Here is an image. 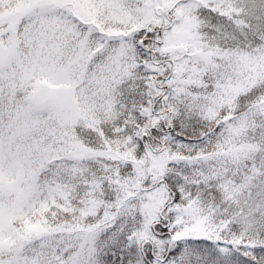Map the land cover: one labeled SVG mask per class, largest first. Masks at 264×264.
<instances>
[{
	"label": "snow or ice",
	"instance_id": "obj_1",
	"mask_svg": "<svg viewBox=\"0 0 264 264\" xmlns=\"http://www.w3.org/2000/svg\"><path fill=\"white\" fill-rule=\"evenodd\" d=\"M0 264H264V0H0Z\"/></svg>",
	"mask_w": 264,
	"mask_h": 264
}]
</instances>
